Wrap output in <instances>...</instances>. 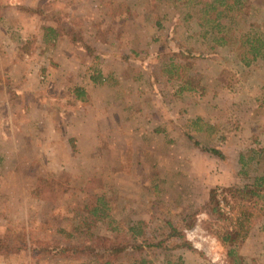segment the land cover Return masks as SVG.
<instances>
[{"label":"rangeland","instance_id":"1","mask_svg":"<svg viewBox=\"0 0 264 264\" xmlns=\"http://www.w3.org/2000/svg\"><path fill=\"white\" fill-rule=\"evenodd\" d=\"M173 1L0 0V264H95L52 258L32 241L100 237L136 247L114 264H236L203 205L217 188L226 211L220 189L264 174L249 160L264 147V0L221 20L220 46ZM45 27L58 33L46 43ZM254 37L261 56L245 66ZM188 50L173 61L202 94L177 93L162 73ZM263 222L236 249L238 264H264Z\"/></svg>","mask_w":264,"mask_h":264},{"label":"trees","instance_id":"2","mask_svg":"<svg viewBox=\"0 0 264 264\" xmlns=\"http://www.w3.org/2000/svg\"><path fill=\"white\" fill-rule=\"evenodd\" d=\"M174 8L184 7L187 11V17L190 18L191 11L194 10L198 14L196 18V25L199 28L206 26L208 32L204 31L203 36L215 34L212 37L214 45L220 46L225 44V38L221 35L224 27L221 26V20H229L231 12L236 14L241 12L244 8L243 0H174ZM42 36L46 42L54 40L58 33L53 27H45L42 29ZM219 33V37L217 34ZM246 54L248 57L245 60V66L250 61L261 56L263 42L259 37L254 39H245ZM192 58V53L178 51L168 59V63L164 65L162 70L165 80L175 84L177 93L194 94L199 92L202 94L203 88L200 80L191 75L190 68L186 64H182L174 59L188 60ZM94 81V78H91ZM198 121V120H197ZM199 131L200 129H196ZM186 138L192 141V138L187 135ZM193 146L199 147L197 142L193 141ZM201 151L209 153L214 157L221 159L220 152L215 148H201ZM253 161L256 165L264 162V147L258 150L249 151ZM238 162L241 167L244 165L242 156L238 157ZM217 188L210 189L207 194V201L203 205L205 215L213 220L214 235L219 244L226 249L227 257L233 263H240L236 255V249L248 237L249 232L256 219L264 216V174L254 176L250 183L244 184L241 188H225L220 189L224 195H220V199L226 207V211L220 210L219 200L216 194ZM101 205L104 206L103 199H97ZM102 208V207H101ZM87 211L94 216H101L102 209L91 207ZM103 216V215H102ZM264 225V222H263ZM191 226L188 225L187 227ZM264 229V226H263ZM171 235H177L179 239L183 238L181 233L175 232L174 228L169 227ZM129 238L134 241L135 236L139 231H134L131 227L128 229ZM142 234H140L141 236ZM140 244H143L142 236L140 237ZM33 251L39 252L40 249L44 255L52 258H85L95 264H114V260L124 253L130 251L133 247L127 244L124 240L117 237H100L93 240L90 244L68 245L60 246L57 243L50 244L48 242L41 243L32 241ZM37 245V247H36ZM134 264V263H133ZM136 264H149L145 259H140ZM177 264H183L177 262Z\"/></svg>","mask_w":264,"mask_h":264}]
</instances>
